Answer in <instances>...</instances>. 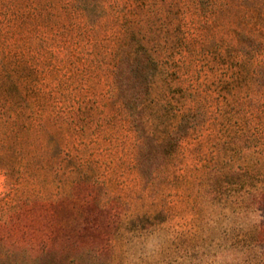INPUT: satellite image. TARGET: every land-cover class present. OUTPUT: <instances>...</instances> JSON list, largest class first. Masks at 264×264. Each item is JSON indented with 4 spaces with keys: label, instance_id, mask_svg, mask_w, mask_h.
Instances as JSON below:
<instances>
[{
    "label": "rangeland",
    "instance_id": "rangeland-1",
    "mask_svg": "<svg viewBox=\"0 0 264 264\" xmlns=\"http://www.w3.org/2000/svg\"><path fill=\"white\" fill-rule=\"evenodd\" d=\"M1 3L0 264H264V0Z\"/></svg>",
    "mask_w": 264,
    "mask_h": 264
},
{
    "label": "trees",
    "instance_id": "trees-1",
    "mask_svg": "<svg viewBox=\"0 0 264 264\" xmlns=\"http://www.w3.org/2000/svg\"><path fill=\"white\" fill-rule=\"evenodd\" d=\"M1 2H4V0H0V8L2 6V3ZM14 10V12H18V9L15 10V6H12V11ZM80 12L82 15H84V19H86V8L84 7H81L80 9ZM2 32L0 31V34ZM125 42L122 43V46H117L116 49V71H115V78H114V86H115V89L117 92H119L120 94V98L119 100L121 101V104L123 105V107H125L126 109H128L130 112H132L134 109H135V106L132 104V98L130 97H126L124 96V93H126V89H124V82L122 80V74L124 73V71L122 70V59L125 58V57H128L131 55V53H129V51L126 49L125 45ZM135 51L133 52V54L135 55V57L138 59V58H144L146 61H148L149 63L153 64L154 62L152 61V58L151 56L149 55V53L146 51L145 47L144 46H138L134 49ZM127 55V56H126ZM136 59V60H137ZM1 60V58H0ZM1 69V68H0ZM254 71V72H253ZM251 72L252 75H254L255 77L257 78H260L259 76H261V78L263 77L264 78V62H262L260 64V66L258 67V70H253ZM12 83V82H11ZM4 87H5V82H4V79L1 77L0 75V92L4 90ZM133 113V112H132Z\"/></svg>",
    "mask_w": 264,
    "mask_h": 264
}]
</instances>
